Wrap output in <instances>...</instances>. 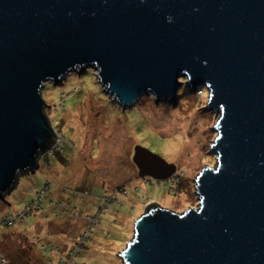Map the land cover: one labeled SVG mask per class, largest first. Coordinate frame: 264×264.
<instances>
[{"label":"water","instance_id":"obj_1","mask_svg":"<svg viewBox=\"0 0 264 264\" xmlns=\"http://www.w3.org/2000/svg\"><path fill=\"white\" fill-rule=\"evenodd\" d=\"M88 65L122 109L147 91L175 104L186 76L219 117L197 207L147 203L123 264H264V0H0V199L56 140L44 83ZM133 155L142 177L175 172Z\"/></svg>","mask_w":264,"mask_h":264},{"label":"rangeland","instance_id":"obj_2","mask_svg":"<svg viewBox=\"0 0 264 264\" xmlns=\"http://www.w3.org/2000/svg\"><path fill=\"white\" fill-rule=\"evenodd\" d=\"M79 70L58 83L46 81L41 89L50 104L44 113L60 131L63 150L58 156H50V150L41 154L36 171L20 175L0 199V219L15 218L0 225V264H60L66 251L72 256L67 255L69 264H123L118 254L130 241L145 205L154 200L179 213L196 208L197 174L216 165V154L209 151L217 130L210 127L219 117L205 109V86L193 89L187 77L180 76L175 104L168 99L156 103L147 91L122 109L94 67ZM137 146L173 164L175 172L160 180L140 176L133 162ZM48 181L43 201L48 217L31 209L25 220L19 219ZM107 197L113 198L111 203H105ZM50 200L61 204L55 214L49 212ZM93 225L92 233L81 240L84 228ZM52 243L59 250L45 251L43 246ZM76 243L81 248L73 257Z\"/></svg>","mask_w":264,"mask_h":264},{"label":"built area","instance_id":"obj_3","mask_svg":"<svg viewBox=\"0 0 264 264\" xmlns=\"http://www.w3.org/2000/svg\"><path fill=\"white\" fill-rule=\"evenodd\" d=\"M52 126H53V129H54L57 137H55L56 140L49 146V148L47 149V151L50 150L52 152V153H49V154H52L50 156H57L63 150V147H61V143H60V141H61L60 140L61 134H60V131L58 129L56 131L54 125H52ZM47 151L45 153H47ZM44 197H45V190H41L38 193L37 199H35L31 204L28 205L30 207H28L22 213H20V214L17 215L18 218L21 219V220H23V219L25 220L26 217H27V215L31 213L30 212L31 209H32V211H35V212H38V213L40 212L42 214L43 213V204H42V202L44 201ZM111 199H113V198L112 197H107L105 199V203H111L110 202ZM50 205H52L51 208H52L53 211H57L58 210L57 207L59 205L61 207V204L60 203H52ZM72 209H75V207H72ZM90 218L94 219L93 216H88V219H90ZM14 221H15V218H13V217H7V219L5 220V222H4V218H1L0 219V225H3L5 223L6 224H12V223H14ZM95 223H96V221H95ZM93 227H94V225L91 228H90V226L85 227L84 230H83L84 232H83V234H81V238L80 239L83 240L84 237H85L84 235H86L88 233H92ZM78 243L81 244L80 242H78ZM78 243H76V244H74V246H72V247H75V248H72L71 249L72 252L75 251L74 254H73V257L75 256L76 252L81 248ZM43 248L45 249V251H54V252H56V251L59 250V248L57 246H55L54 243H52L51 245L43 246ZM67 255H70L67 251L65 253L63 252L61 254V256L59 257L60 258V261L59 262H61L60 264H63L65 261H66L65 263H67V264H69L71 262L70 260H68V259H70V257H68ZM71 258H72V256H71ZM73 264H75V262Z\"/></svg>","mask_w":264,"mask_h":264},{"label":"trees","instance_id":"obj_4","mask_svg":"<svg viewBox=\"0 0 264 264\" xmlns=\"http://www.w3.org/2000/svg\"><path fill=\"white\" fill-rule=\"evenodd\" d=\"M57 156H58V155H57ZM45 165H46V166H49V165H50V161H48V164H45ZM49 188H50V182L48 181V182H46L45 187L42 188V189H40V191H41V190H45V196H46L47 191L49 190ZM40 191H39V192H40ZM39 192H38V193H39ZM44 200H45V197H44ZM49 202H50L51 204H52V203H56V202H53L52 200H50ZM42 204H43V202H42ZM68 206H70L71 209H72V207H76L75 205H72V206H71L70 203L68 204ZM51 207H52V205H51ZM43 209H44V204H43ZM54 214H55V211H54ZM47 262H48V261H47Z\"/></svg>","mask_w":264,"mask_h":264},{"label":"crops","instance_id":"obj_5","mask_svg":"<svg viewBox=\"0 0 264 264\" xmlns=\"http://www.w3.org/2000/svg\"><path fill=\"white\" fill-rule=\"evenodd\" d=\"M49 212L52 213V208H51V206H50V208H49ZM42 215L45 216V217H48V212H45V209H43V213H42Z\"/></svg>","mask_w":264,"mask_h":264}]
</instances>
